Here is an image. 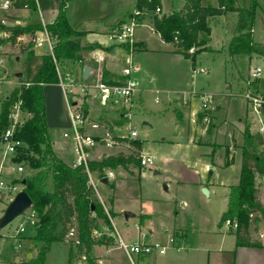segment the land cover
I'll use <instances>...</instances> for the list:
<instances>
[{"label": "rangeland", "instance_id": "1", "mask_svg": "<svg viewBox=\"0 0 264 264\" xmlns=\"http://www.w3.org/2000/svg\"><path fill=\"white\" fill-rule=\"evenodd\" d=\"M86 2L87 0H80L81 7ZM254 2L256 6L253 8L255 14L253 39L254 42L258 44L256 47L264 51V0H235V4L238 8L245 7L250 9ZM210 3L217 6V0H210ZM182 4L183 0H163V7L166 11L171 10V8L172 10H181L184 6V4ZM13 9L14 6L12 5L10 10L1 12H9ZM156 14L161 15L162 13L160 11L156 12ZM9 15L10 16L4 17L5 21L9 22V19L19 20L24 22V26H7L8 23H3L4 20H0V32L3 34L0 39L3 40L4 46L8 45L6 46L8 49L9 47L12 48V41H10L9 38L7 39L8 35L4 34L5 28L15 27L23 30V35L18 39L19 42L21 41V44L31 50V41L35 34L36 23L38 21L37 14L29 10V12L25 14L10 12ZM233 20L232 13L227 17L217 16L210 19L212 35L210 42L206 46L207 49L204 52L202 51L191 58L184 57L175 64L173 61L171 63H163L161 61L155 62L156 68L159 67V70L164 71L166 74L173 75V70H178L179 73L182 74L183 81L182 89L180 90L183 92L178 93V95L163 93L162 90L169 88V86L165 88L163 82L155 81L152 85L146 84V89L151 91H147L142 95L144 100L143 109H137L138 107H136L135 111H133V107L131 110L124 113L125 117L120 121L117 119L119 114H116V108L112 106H108L107 108L101 107L95 90L89 92V97L80 95H77L76 99L75 96L72 97V99L74 98V102H78L82 108L89 105V117L96 120L97 124L95 125L99 127L93 130H97L98 133H102V131L103 133L109 132L110 127L114 131V126L117 135L120 137H130L132 131H137V136L133 139L142 143L144 154L151 156L153 159V164L151 165L152 169L158 170V173L154 174L153 172H149L148 168H140L138 166L137 157V163H135L136 167L133 168V174H128L126 177L128 179L126 181H128L129 184H123L119 188L120 198L115 196V184L117 181L121 180L117 171L122 170V167H118L115 170L106 168L101 173H94L97 178L90 173L92 176L91 179L89 177V181L92 180L96 185L99 183L102 184L99 181L104 178L111 177L113 179L111 180V184L103 189L102 192L99 191L102 199L98 197L94 190V199L100 203L102 201V205H104L108 213H113L115 201L119 200L116 202V205L130 215L129 219H125L128 220L126 224L122 219L117 223L119 229H121V227L126 229V243L128 245L137 242L135 223H138L139 219L143 222L148 218L143 214L140 215L141 211L151 215V228L158 230L160 233L163 232L160 236L164 238V242H158L167 246L164 255L154 251L151 255L134 256L132 262L126 257L125 253L120 250L121 261L118 262V264H185V247L183 244L178 247V240L175 244L170 243L172 233H166L164 231L165 227L168 226L170 222H173L172 220L174 218L181 220L180 222L184 227L189 223V225L193 226V232L195 233L190 235V241L194 243V246H198L206 235V231L209 229V219L215 217L218 209L222 207L220 201L212 203L207 202V197L203 191H199L197 188L198 186H196L197 178H195L193 174H189L185 171L184 165L182 164V162H184L182 157L185 155L188 156L190 152L185 150L184 147L176 145L177 140L175 136L177 130L175 128V123L168 114H162V109L166 107L170 108L167 102L172 99L179 100L181 103L184 102L183 105L186 104V101L190 103L193 100L191 103L194 109L200 106V99L198 98L200 95L205 94L212 98H217L220 97V95L226 94L232 96L231 100L233 104L231 111L232 115L234 114L235 119H237V106L235 101H244L240 96L244 97L247 91L264 96V57L254 55L251 60H246V69L242 70L239 66L238 58L233 61L226 53L227 45L231 38V34L228 33L230 32L228 27L232 26ZM193 52L194 50L191 49L189 54L192 55ZM4 54L5 55L0 54V112L2 111L1 102L11 94L17 81L20 83L18 86L22 85L26 73V59L24 57H20L18 62L14 60L15 55L11 50H8V54L4 51ZM19 54L21 56V50ZM255 68H260L261 72L259 78L252 79L250 73ZM17 72L21 73L23 77L16 78L17 76L15 75L18 74ZM242 77H244L243 81L241 79ZM82 83L84 85L96 84V79L86 80ZM74 91L77 94H81L79 87H76ZM242 104L245 107V103L243 102ZM248 110L250 111V109ZM61 111L62 103L61 106H59V112ZM64 111L66 112L64 113V121H67V126L61 128L51 127L49 135L51 140L56 143L57 150L61 151V149L65 148L66 152L71 154V140H66L63 137L64 133H70L71 127L67 106H65ZM102 117L110 120L114 126L112 127L108 122H103ZM200 124V129L206 127L208 129L211 128L210 124L208 126H205L202 122ZM88 128H92V126ZM88 128H85L87 133L89 132ZM190 131L192 132L193 130L190 129ZM252 133L254 135L253 140L255 145L258 144L260 146L261 137L255 132ZM1 137L2 135L0 139ZM262 139L264 142V136ZM2 149L3 146L0 143V153ZM119 151V149H116L117 154H115V156L120 154ZM254 151L257 152V154L264 153L263 144ZM21 153L28 154L24 147L19 149L16 156L10 157L11 161H9V159L6 161L7 167L10 165L12 166L14 163L21 164L24 166V172L20 175V178L32 177L37 171L32 169L28 163L24 161H16L18 154ZM139 172L141 173L139 174ZM110 173L113 175L109 176ZM255 186L257 189V197L262 198L264 192L263 180L258 181L256 179ZM177 196L183 198L188 204V208L185 210L181 208L182 212L180 211L178 215L173 212L174 204H172V201ZM140 197L147 201L142 202ZM10 202L8 200L0 202V210L2 205L8 207ZM257 215L258 214H255L253 217ZM118 216L123 218L122 214ZM20 225H24V232H20ZM71 227L74 228V230H70L72 233L69 235V239H72L70 241H75V222ZM230 229L231 228H229V230ZM103 231L106 232L107 230L104 229ZM259 231H264V226H261ZM36 233V227L32 223L26 222L24 216L18 217L7 227L0 229V241H6L4 244V252L7 255L4 256L14 257V255H16L13 259L14 264H22L34 260L38 255L39 249L43 245L41 241L35 240ZM157 236H159V234ZM251 238L255 241L258 240V233H252ZM116 244L117 241L113 239L111 245L104 247L105 249L119 248ZM69 250L70 247L67 243H53L46 255L44 264H68L69 253L71 252ZM105 253L103 246L96 247L94 252L91 253V259L95 261L96 264H109L106 260ZM79 261L80 262L74 260L73 264H86L83 260Z\"/></svg>", "mask_w": 264, "mask_h": 264}, {"label": "crops", "instance_id": "2", "mask_svg": "<svg viewBox=\"0 0 264 264\" xmlns=\"http://www.w3.org/2000/svg\"><path fill=\"white\" fill-rule=\"evenodd\" d=\"M186 0H183V4ZM182 4V5H183ZM69 8L66 10V16L69 24L72 27H75L78 32L83 33L80 37V41L83 46L85 45H97V48L83 51L82 55V64L77 63L72 66H64V68L70 69L75 67V73L80 79L84 78V69L90 67L91 79L95 78V73H98L101 69H106L112 75L121 77V72L124 67V61L127 56V45L118 44L112 42L108 39V34L118 28L119 25L128 21V19L135 13H139V26L135 31V43H136V54L135 62L139 65L140 70L135 75V80L137 82V90L133 98L132 108L143 109V93L151 91L146 89L147 85H152L157 82H163L166 90H162L163 93L178 95V93L183 92L182 89V74L178 70H173L172 74H166L164 71L159 70V67L156 68L155 62H169L177 63L180 59L186 57L184 54H180L172 44L165 43L160 35L155 32L152 28L151 18L153 13H150L146 10H139L136 5V0H87V2L81 7L80 0H71L69 3ZM174 9L166 11L161 7V15H168L172 13ZM26 13L29 10H16L15 8L9 12L0 11V20H4L6 16H10L9 13ZM90 13V14H89ZM58 14L57 10H49L45 12H39L37 14L38 21L36 24H41V15L44 17L47 24H52ZM156 14V13H155ZM3 23H8L7 26H24V22L14 19H9L8 21H3ZM212 33V29H211ZM229 33V32H228ZM4 34H9L4 32ZM2 32H0V38L2 37ZM212 35V34H211ZM211 39V37H210ZM231 39V38H230ZM210 42V41H209ZM8 46V45H6ZM4 46L3 40L0 39V54L5 55L4 51L8 54V50L15 55V59L19 62L20 57H24L25 60V69L27 62V52L19 54L20 49L16 47H6ZM35 56H45L47 50H36L31 49ZM204 52V51H203ZM6 54V55H7ZM18 54V55H16ZM98 56L103 57V62L98 63L95 61V58ZM191 58V57H189ZM18 74H21L17 72ZM16 74L15 76H18ZM22 75V74H21ZM18 78V77H16ZM122 78V77H121ZM20 83L17 81L14 89L18 87ZM171 86V87H170ZM45 105H46V118L48 129L51 127L61 128L67 126V121H64V111L65 106L68 110V99L65 96L63 90L58 84H46L43 86ZM231 95H220V97L213 98V108L214 110L209 112L208 115L210 118L211 128H201L200 123L203 119V114H199L197 121L194 123L196 116L195 113H199L200 106L193 109L192 103L193 100L189 103L186 101V104L179 102V100L172 99L167 102L170 108L162 109V114L166 113L171 117L175 123V128L177 134L175 136L176 145L179 147H184L185 150L190 152L188 156H183L182 159L184 162L185 171L189 174H193L197 178V188L199 191L207 189L209 191V197H207V202H218L222 203V207L218 209L215 217L209 219V229L206 231V235L203 237L202 241L198 246H194V243L190 241V235L195 234L193 232V226L187 225L184 227L183 224L177 218H174L168 226L165 227L166 233H172V237H177L176 241H179L178 247L183 244L185 247V264H264V249L263 248H248V247H238L236 243V236L234 233H231L229 227L225 224V221L222 222V216L227 212L229 204V195L230 189L236 187L240 183V178L242 174V161H243V152L248 150L250 152H255L257 147H261L258 144L255 145V142L252 137H254L252 132L256 133V122L257 117L254 113L248 109V101L244 97L240 96L244 101H235L237 106V119L235 115H232V100ZM194 99V98H193ZM245 103V107L242 103ZM62 103V111L59 112V106ZM88 104V102H87ZM89 107V105H88ZM89 113V111H88ZM90 114V113H89ZM88 114V117H89ZM116 114H119L117 119L123 120L124 113L116 110ZM253 114V116H252ZM131 115V113H130ZM130 118V116H129ZM103 122H108L113 127V123L110 120L103 118ZM101 119V120H102ZM96 120H93L89 117V124L86 129L90 126H93L96 123ZM101 122V121H99ZM117 123V122H116ZM146 124V123H145ZM250 128L251 137L248 138L245 136V131L247 128ZM97 128H88L89 132L84 133L94 137L95 139L101 138L106 133H109L112 136H117V131L115 126L114 132L110 127L109 132L98 133ZM190 129L193 131L191 132ZM48 130V135H49ZM91 132V133H90ZM199 132V133H198ZM137 136V134H136ZM262 139V136H259ZM51 140V137L49 135ZM120 138H127L129 140H134L135 137L125 136ZM64 139V138H63ZM263 140V139H262ZM52 148L57 156L62 162L66 165L73 166L77 160V156L74 154L72 144L70 145V150L72 155L66 152V149L63 148L61 151L57 150L56 143L51 140ZM264 147V142H263ZM116 149H119V153L125 156L132 154L133 150L128 143L117 142L112 147H106L100 145L92 149H88V162H102L104 158L115 156L117 154ZM147 156L144 154V149L142 148L141 155L138 158V166H140V157ZM151 157V156H149ZM1 160V159H0ZM7 161V160H6ZM4 163L3 174L6 177L7 181L17 183L20 181L19 175H10L7 167V162ZM1 163V162H0ZM137 165V164H136ZM135 163L127 164V168L122 167V170H118L117 173L121 178L120 181H117L115 184V196H119V188L123 184H129L126 177L133 174V168H135ZM145 169V168H143ZM149 172L154 174L158 173L157 169L148 168ZM144 171V170H143ZM142 172V171H141ZM139 172V174L141 173ZM91 175V174H90ZM96 174L93 173V176ZM92 176V175H91ZM96 177V176H95ZM97 178V177H96ZM119 178V179H120ZM137 178V177H136ZM24 179V178H22ZM136 180L135 178H132ZM259 181L264 182V178L256 177ZM108 181L105 183V181ZM111 177L104 178L100 180L102 184H95L93 182L94 188L97 190L100 196L99 191H103L109 184H111ZM99 188V189H98ZM170 188V187H169ZM168 189V188H167ZM142 202L147 200L140 197ZM117 200V199H116ZM119 201V200H117ZM115 201V205L116 202ZM173 212L177 215L182 212V209H187L188 204L183 198L178 196L172 201ZM113 209V213L117 216L114 219H111V223L116 235L126 243V229H119L117 223L125 220L126 212L123 209H120L118 205ZM7 206L1 207L0 217L4 215ZM108 213V211H106ZM119 214L123 215V218L118 216ZM148 217L143 222L139 219L138 223H135L137 237L136 241L142 243H156L158 241H163L164 238L160 236L163 232H159L156 229L151 228L152 217L149 213H143L141 211L140 215ZM141 221V222H140ZM122 222V223H123ZM189 222V219H188ZM35 226V225H34ZM233 232V231H232ZM159 234V236H157ZM116 240V239H115ZM5 240L0 241V264H14L13 259L16 257H6L7 255L4 252L5 249ZM118 245V244H116ZM105 257L109 264H118L121 261L120 259V249H105ZM96 249V247L93 249ZM92 252V253H93Z\"/></svg>", "mask_w": 264, "mask_h": 264}, {"label": "trees", "instance_id": "3", "mask_svg": "<svg viewBox=\"0 0 264 264\" xmlns=\"http://www.w3.org/2000/svg\"><path fill=\"white\" fill-rule=\"evenodd\" d=\"M71 0H13L16 10H30L36 14L57 10L58 14L52 24H48V30L59 37V43L51 55L35 56L34 52L19 42L23 30L19 28H5L9 34L12 46L19 48L22 53L27 52L26 73L22 85L11 91V94L1 102L0 112V136L8 126V116L13 107L21 102V108L29 114L26 123L15 131V136L24 145L27 153L18 154V162L24 161L37 171L35 175L25 177L22 190L31 197L32 209L37 213L35 222V240L43 243L37 257L22 264H44L47 253L53 243H67L71 251L68 264L74 260H83L86 264H96L91 259V253L95 247L111 245L112 238L105 235L106 232H114L111 219L116 218L115 213H107L105 207L94 199V188L90 184L88 172L101 173L104 169L127 168V164L137 163V157L141 155L142 143L112 136L115 142L128 143L133 150L132 154L125 156L107 157L102 162H88L87 169L84 165L72 167L66 165L55 155L52 143L48 135L46 118V105L43 86L58 84L55 61L62 66L76 65L82 61L81 53L97 48V45L83 46L80 37L83 33L72 27L66 16V4ZM137 8L153 13L151 18L152 28L161 39L172 44L180 54L186 57H194L207 49L211 37L210 19L217 16L227 17L232 13V26L228 27L231 39L227 45L226 53L233 59L238 58L239 66L246 69L247 61L254 55L264 57V51L256 46L253 39L254 4L250 9L238 8L235 0H217V6L210 0H186L181 10H174L168 15L158 16L161 11L162 0H136ZM158 10V11H157ZM42 29L41 24L36 25L35 32ZM194 50L192 55L189 51ZM70 70L75 72V67ZM102 81L106 84L117 85L124 82V78L112 75L106 69L101 70ZM242 81L244 77L241 78ZM28 84V85H27ZM88 106L83 107V112L88 113ZM125 113V112H124ZM114 132V131H112ZM245 136L251 137L250 128L245 131ZM254 139V137H252ZM260 145L263 144L260 139ZM32 154V155H30ZM264 178V153L244 150L242 161V174L238 186L230 189L227 212L222 216V222L230 220L236 222L235 231L238 247L263 248L259 240L251 238L252 233H258L264 226V192L262 198L257 197L256 177ZM21 181V183L23 182ZM19 182V181H18ZM17 182V183H18ZM252 214H260L251 217ZM75 222L76 240L70 241ZM233 231V232H232ZM97 233L102 236L97 237Z\"/></svg>", "mask_w": 264, "mask_h": 264}, {"label": "built area", "instance_id": "4", "mask_svg": "<svg viewBox=\"0 0 264 264\" xmlns=\"http://www.w3.org/2000/svg\"><path fill=\"white\" fill-rule=\"evenodd\" d=\"M13 5L12 0H0V11H8L10 7ZM69 4H66V8L68 9ZM158 11V10H157ZM41 12V11H39ZM160 12V10L158 11ZM41 26L42 29L38 32H35L32 41L31 47L36 50H47L46 55H51L54 57V50L59 43V37L57 35H53L47 28L49 26L44 17L41 15ZM139 26V13L133 14L127 22L118 26V28L112 30L108 34V39L112 42L127 45V56L124 61V67L121 72V77L124 78V82L117 85L106 84L102 81L101 70L98 73H95L96 84H87L84 85L83 81L94 80L91 79V75L94 73H89V78L85 79L83 77L78 78L75 72L70 69L64 68L60 63L55 61V68L58 76V85L63 90L65 96L67 97L68 103V114L70 118V133H64L63 137L66 140H71V144L74 151V154L77 156V160L72 167H79L84 165L87 169L88 163V149H92L94 147L104 145L106 147H112L115 145V142L111 139V135L106 133L101 138L95 139L94 137L87 135L84 133L86 126L89 124L88 115L84 114L83 108L78 104V102H74V98L72 97L77 95L83 97H89V92L91 90H95L97 92V98L99 99V103L101 107L107 108L108 106H112L116 108L117 111L126 112L132 109L133 98L135 92L137 90V82L135 80L136 73L140 70L139 65L135 62V54H136V43H135V31ZM95 61L98 63L103 62V57L98 56L95 58ZM82 64V61L78 62ZM260 68H255L251 71L250 77L252 79L259 78ZM250 84V83H248ZM28 85V84H27ZM79 87L81 90V94L75 93L74 89ZM195 98V97H194ZM200 103V111L199 113H195L196 119L194 123L197 121V117L199 114H203L202 123L205 126L210 124V116L209 112L213 111V98L211 96H207L205 94L200 95L198 97ZM244 99L248 101V105L250 106V110L252 113L256 115V134L259 136H264V96L260 94H254L250 91H247L244 95ZM76 103V104H75ZM75 104V105H74ZM8 116V126L6 130L2 133V137L0 139V143L3 146V149L0 153V202L8 200L9 202L22 190L21 179L18 183H14L11 181H7L5 175L3 174L4 163L10 157H14L17 155V151L23 148L24 145L20 140H18L15 136V131L22 127L29 118V114L24 112L21 108V102L17 103ZM93 128H97L98 126L93 125ZM207 128V127H206ZM137 131L131 132V137H136ZM153 164L152 157L142 156L140 157V166L142 168H151ZM8 171L10 175H21L24 172V166L21 164H13L8 167ZM88 175L91 179V175L88 172ZM113 174L110 173L109 176ZM90 184L94 188L92 180H90ZM95 192L99 196L97 190L94 188ZM101 204L102 201H101ZM104 206V205H103ZM255 214H252L253 217ZM259 217H262L258 214ZM26 222H30L35 225L37 218L39 215L31 208L24 215ZM225 224L235 231L238 227L236 222L232 223L230 220H227ZM24 225H20V232H24ZM105 235L108 238L116 239L118 247L122 250L126 257L133 262V257L151 255L154 251L157 253L164 255L167 246L160 244L159 242L148 244L142 242H135L132 245H128L123 242L115 232H105ZM99 238L102 236V233H97L96 235ZM177 237L170 238V243L175 244ZM259 242L264 245V231L258 232Z\"/></svg>", "mask_w": 264, "mask_h": 264}, {"label": "water", "instance_id": "5", "mask_svg": "<svg viewBox=\"0 0 264 264\" xmlns=\"http://www.w3.org/2000/svg\"><path fill=\"white\" fill-rule=\"evenodd\" d=\"M90 73V67H86L84 69V78L88 79ZM18 78L23 77L21 74H18ZM76 104V103H75ZM74 104V105H75ZM108 181L106 180L105 183ZM24 186V181L21 183ZM166 189V187H165ZM203 193L206 197H209V191L207 189H203ZM33 207V203L31 197H29L26 192L21 190L17 195L11 200L7 209L4 212V215L0 219V229H4L10 223H12L15 219L20 216H23L28 210H31ZM125 217L129 219L130 215L128 213L125 214Z\"/></svg>", "mask_w": 264, "mask_h": 264}]
</instances>
